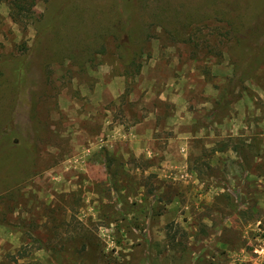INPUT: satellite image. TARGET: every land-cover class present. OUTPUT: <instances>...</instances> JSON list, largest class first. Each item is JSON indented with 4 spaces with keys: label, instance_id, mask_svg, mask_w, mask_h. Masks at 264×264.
Masks as SVG:
<instances>
[{
    "label": "rangeland",
    "instance_id": "1",
    "mask_svg": "<svg viewBox=\"0 0 264 264\" xmlns=\"http://www.w3.org/2000/svg\"><path fill=\"white\" fill-rule=\"evenodd\" d=\"M130 2L0 0V264H264V0Z\"/></svg>",
    "mask_w": 264,
    "mask_h": 264
},
{
    "label": "trees",
    "instance_id": "2",
    "mask_svg": "<svg viewBox=\"0 0 264 264\" xmlns=\"http://www.w3.org/2000/svg\"><path fill=\"white\" fill-rule=\"evenodd\" d=\"M124 3L130 2V0H123ZM30 5L34 3V0H29ZM16 8L21 9L23 7L20 2H14ZM125 5V4H123ZM124 10L127 8V5H125ZM131 8V7H130ZM122 11L121 20L126 23L129 21L131 17L127 16ZM53 18H50V22ZM123 24V23H122ZM124 26V25H123ZM132 26V25H131ZM130 26V27H131ZM41 31L39 34L36 35L33 44L31 45L30 50L26 54L25 57L21 59H16L13 61L14 63L12 65H6V64H0V78L2 80L0 81V85H5L10 92L11 101L9 103L10 108L12 109L15 104H17L20 100L24 102V104L28 108H33L35 106L37 97H38V90L41 87V84L37 82H33L30 79L29 75V64L31 58L27 57V55L35 56L38 54V49L42 47L41 39L43 37ZM121 37L119 38V40ZM249 40V42H248ZM248 40L245 38L238 37V40L236 42L238 46V52L235 56L234 61V70L236 73V76H241L243 72L253 67V64L259 60L261 55V43H258L255 41L254 38L248 37ZM119 47L120 57L122 58V61L125 64H131L133 62V58L135 55V51L131 50L129 42L126 40H120L117 44ZM134 54V55H133ZM231 86L227 89V91L224 92L222 101L219 102V106H222L224 103L227 102V99L229 95L231 94ZM36 99V100H35ZM10 114V113H9ZM6 122L2 124L0 127V140H4L5 135H9L11 137L17 136L18 130L15 129L12 125V117L8 115ZM28 137V136H27ZM21 140V139H19ZM21 143L22 150L20 151L21 155L24 153L23 156L29 155L31 156L34 151L36 150V145L34 142H30L29 139H23V141H18Z\"/></svg>",
    "mask_w": 264,
    "mask_h": 264
}]
</instances>
